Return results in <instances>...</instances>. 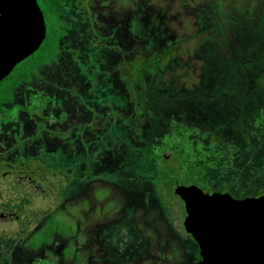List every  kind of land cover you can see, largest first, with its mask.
Returning a JSON list of instances; mask_svg holds the SVG:
<instances>
[{
    "label": "flooded vegetation",
    "instance_id": "flooded-vegetation-1",
    "mask_svg": "<svg viewBox=\"0 0 264 264\" xmlns=\"http://www.w3.org/2000/svg\"><path fill=\"white\" fill-rule=\"evenodd\" d=\"M222 1L225 6L232 2ZM36 2L44 18V39L0 78V264H201L199 243L183 225L184 202L182 217L170 216L169 224L163 212L172 204L164 197L165 225L160 229L150 224L146 210L137 216V202L142 209L148 206L120 179L109 176L120 165L115 146L98 158L95 174L102 177L87 179L62 201L55 186L49 190L42 185L41 155H86L91 140L108 132L112 122L120 124L118 63L129 58V70L136 73L138 20L155 28L161 39L170 34L166 22L183 25L192 18V24L200 25L217 0ZM9 17L0 8V41L9 39L8 26H3ZM99 53L110 64L100 65L103 72L93 81L87 64L91 54ZM111 96L112 104L107 99ZM195 127L200 143L205 141L199 124ZM175 187L174 195L182 201ZM248 190L246 183L241 188L225 183L202 191L228 220L248 224L264 202V192ZM41 196L63 204L41 212Z\"/></svg>",
    "mask_w": 264,
    "mask_h": 264
},
{
    "label": "rangeland",
    "instance_id": "rangeland-1",
    "mask_svg": "<svg viewBox=\"0 0 264 264\" xmlns=\"http://www.w3.org/2000/svg\"><path fill=\"white\" fill-rule=\"evenodd\" d=\"M219 1L200 25L192 24V18L185 19L183 25L166 22L164 27L170 34L161 39L156 38L155 28L148 27L143 20L137 21L136 73L129 70V58L121 57L118 63V79L122 83L120 124L112 122L108 132L91 140L92 147L86 155L70 156L61 152L41 155L42 185L49 190L55 186L60 201L70 194L69 191L83 186L87 179L102 177L95 174L100 162L98 158L104 149L114 146L120 150V165L117 172L109 176L120 179L122 185L141 196L142 203L148 208L142 209V204L137 202V216L146 210L148 218L151 217L150 224L159 229L165 225L161 220V212L167 204L164 197L172 204L168 206L167 214L163 212L168 223L171 224V217L178 220L182 217L183 200L174 195L175 186L180 185L186 193H191L195 189L206 190L221 184L223 179L215 178V173L208 168L203 171L197 163L205 162L219 173L229 171L227 174L232 179L247 172L249 182L257 181L251 172L252 162L240 174L237 173L240 170H234L240 158H232L235 151H231L235 148L229 143L230 134L226 132L217 140L212 134L206 136L212 143L210 148H203L201 143L207 147L208 142L200 143L194 133L199 122L195 105L201 98H215L214 104H222L221 115L215 118H224L233 110L234 98L245 100L244 112L251 120L261 116L256 109L264 108V86L256 83L263 81L264 66L260 62L252 64V61L242 64L246 62L242 54H245L248 43L264 40V0H232L228 6ZM233 31L240 36L235 43ZM173 38L176 39L175 45ZM203 42L208 49H204ZM261 55L264 51L250 57L261 61ZM204 63H207L206 67ZM108 64L105 56L104 60L101 59L100 53L91 54L87 64L89 78L99 81L98 76L103 72L99 66ZM152 82L158 84L152 85ZM239 82H242L241 86ZM200 83L203 90H199ZM107 99L112 104V96ZM253 138L255 141V136ZM258 147L259 151L248 152V156L261 164L264 163V144L258 143ZM242 183L245 184L244 179ZM236 186L239 185L235 181L233 188ZM55 203L41 196L40 211L54 210L63 204Z\"/></svg>",
    "mask_w": 264,
    "mask_h": 264
},
{
    "label": "water",
    "instance_id": "water-1",
    "mask_svg": "<svg viewBox=\"0 0 264 264\" xmlns=\"http://www.w3.org/2000/svg\"><path fill=\"white\" fill-rule=\"evenodd\" d=\"M0 3V8L10 13L9 20L3 23L5 28L8 26L9 39L0 41L1 78L39 47L45 23L36 0H0ZM174 191L184 202L183 225L199 243L201 264H264V202L262 212L245 224L228 220L211 202L209 193L200 189L186 193L180 185Z\"/></svg>",
    "mask_w": 264,
    "mask_h": 264
},
{
    "label": "trees",
    "instance_id": "trees-1",
    "mask_svg": "<svg viewBox=\"0 0 264 264\" xmlns=\"http://www.w3.org/2000/svg\"><path fill=\"white\" fill-rule=\"evenodd\" d=\"M238 37L240 39L239 34L237 32L234 33L233 31L234 43L239 41ZM203 46L205 47L204 48L205 50L208 49V47L205 46L204 42H203ZM246 47L247 49L245 50V54L244 55L242 54L243 60L246 62H243L242 64L246 65L249 61H252V64H254L253 62L255 63L260 62L262 63V66H264V55L260 56L262 57L261 61H258L257 59H253V57L252 58L250 57L251 55L253 56V54L256 52L264 51V40L256 43L249 42ZM209 48H213V47H209ZM206 64L204 63L203 66L206 67ZM155 83L156 82H152V85H155ZM256 83H259L264 86V77H263V81ZM164 84L167 85L168 83H164ZM200 84L201 85L199 90H203L202 83ZM239 84L241 86L242 82H239ZM234 88L240 89L237 86H235ZM213 99L215 98H201L199 102H197L195 105L197 108L196 111L198 112L199 131L201 132L199 135L202 139L205 140V141L202 140L201 141L202 142L208 141L206 140L207 139L206 136H209L210 134H212L216 140L217 138L219 139V137L226 132L230 134L231 139L229 143L233 145V149L235 148L234 150L231 151V152L235 151L234 155L231 156L232 158H240V161L238 162L234 170H240L237 171V173L240 174L241 170H243L244 167L247 168L249 163L252 162L253 167L251 169V172L254 174V177L255 179H257V181L249 182L246 178L247 172L242 176L238 175L235 177V179H232V177L227 174L229 171L228 172L224 171L223 172L224 174L219 173L220 171L217 172L218 170L216 168L209 166L205 162L197 163V165H200V169H203V171H205L206 168L212 170L215 173L214 175L215 178L223 179L221 184H217V185L215 184L213 185V187L222 186L225 183H228L233 187V182L236 181V184L239 185L237 188H241V180L244 179L245 183L247 184V188L249 189L248 192H264V163L260 164V162L258 161H252L251 160L252 156H248L249 155L248 152L252 154L257 149L259 151L258 143H260V145L261 143L264 144V113H262L264 108L262 107L261 109H256V111L260 112L261 116L258 119L256 118L255 120H251L248 118L249 115L246 112H244L245 107L247 106L246 103H243L245 100L234 98L233 110H230V112L224 118H215L221 115L222 109L220 108V106H222V104L219 102H216L214 104ZM212 109L214 116L212 115ZM194 133H196V131H194ZM249 136L251 137V139H249L250 138ZM254 136H255V141L253 138ZM201 144L203 148H210V146L206 147L205 144L203 143ZM242 159H244V161L241 162ZM205 165L206 166L208 165V167H206ZM247 177L250 178L248 175Z\"/></svg>",
    "mask_w": 264,
    "mask_h": 264
}]
</instances>
